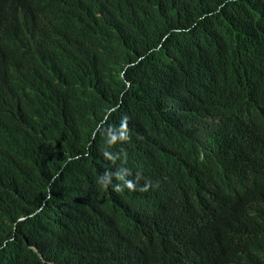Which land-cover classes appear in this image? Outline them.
I'll return each instance as SVG.
<instances>
[{"label":"trees","instance_id":"1","mask_svg":"<svg viewBox=\"0 0 264 264\" xmlns=\"http://www.w3.org/2000/svg\"><path fill=\"white\" fill-rule=\"evenodd\" d=\"M94 1L100 8L96 20L76 26L47 56L37 26L8 23V1L0 0V61L15 56L14 77L0 88V258L25 242L38 246L41 264H108L106 235L120 218L96 222L90 210H97L108 192L107 173L119 172L122 159L134 150L120 138L110 146V127L128 118L132 135L142 121L154 125L152 97L175 87L189 90L204 67L221 66L232 76L251 78L264 62V0ZM70 11L82 12L79 1ZM244 95L256 100L252 93ZM258 98L263 102L256 107L264 109V95ZM142 142L139 153L177 146L180 139L173 133ZM107 155L118 162L112 164ZM255 162L264 173V156ZM232 169L230 202L218 213L228 212L250 185L259 187L257 207L264 204L255 170L242 158ZM222 233L213 214L173 250L157 239L159 233L141 245L130 240L129 246L146 248L124 264H218L259 245L256 236L262 232L254 237L251 230L239 232L219 247Z\"/></svg>","mask_w":264,"mask_h":264},{"label":"clouds","instance_id":"2","mask_svg":"<svg viewBox=\"0 0 264 264\" xmlns=\"http://www.w3.org/2000/svg\"><path fill=\"white\" fill-rule=\"evenodd\" d=\"M7 1L6 21L35 24L38 42L47 56L58 50L61 38L76 26L91 25L100 10L94 0H43L42 14L34 18L32 5L20 0ZM74 1L82 5L80 14L70 11ZM14 62V55L0 61L5 64L0 68V88L4 80L13 79ZM249 93L256 97L255 101L245 97ZM261 95H264V62L251 78L242 74L232 76L221 66L204 67L189 90L175 87L152 97L154 125L142 121L132 135L128 118L116 124L118 132L112 129L116 125L110 127V146L117 144V138L129 140L134 147L139 141H159L173 133H178L180 144L138 155L133 150L122 159L119 172L107 173L111 178L104 189L108 192L99 201L100 207L96 210L93 206L90 212L94 221L105 224L112 216L120 218L106 235L108 264H124L130 257L135 261L146 246L135 248L128 241L135 240L141 245L145 237L157 233L161 243L171 245L172 250L179 248L188 242L185 237L194 232L195 226L213 214L223 230L219 247L232 241L237 233L254 228V220L264 214V204L257 207L255 201L260 193L258 186H248L230 204L228 212L219 214L218 210L230 202L235 181L232 165L237 158L244 159L255 170L262 181L261 190L264 189V173L255 166V161L264 156V109L256 107L262 103L257 99ZM124 133L128 136L119 135ZM106 158L112 164L118 162L117 156ZM261 217L264 220V215ZM133 226L135 230L131 232ZM259 230L264 234V225ZM259 236H256L259 245L247 246L218 264H259L264 256V238ZM28 259L41 264L43 257L37 245L19 242L5 250L0 264H17Z\"/></svg>","mask_w":264,"mask_h":264},{"label":"flooded vegetation","instance_id":"3","mask_svg":"<svg viewBox=\"0 0 264 264\" xmlns=\"http://www.w3.org/2000/svg\"><path fill=\"white\" fill-rule=\"evenodd\" d=\"M23 1V0H20ZM32 15L34 18H39L43 11V0H32Z\"/></svg>","mask_w":264,"mask_h":264},{"label":"bare ground","instance_id":"4","mask_svg":"<svg viewBox=\"0 0 264 264\" xmlns=\"http://www.w3.org/2000/svg\"><path fill=\"white\" fill-rule=\"evenodd\" d=\"M263 225H264V220H262L261 224H256V226L251 230V233H255L259 228H262ZM259 237L264 238V234H260Z\"/></svg>","mask_w":264,"mask_h":264},{"label":"water","instance_id":"5","mask_svg":"<svg viewBox=\"0 0 264 264\" xmlns=\"http://www.w3.org/2000/svg\"><path fill=\"white\" fill-rule=\"evenodd\" d=\"M116 127L118 128V126L116 125Z\"/></svg>","mask_w":264,"mask_h":264}]
</instances>
